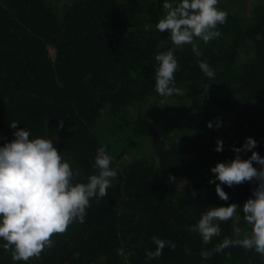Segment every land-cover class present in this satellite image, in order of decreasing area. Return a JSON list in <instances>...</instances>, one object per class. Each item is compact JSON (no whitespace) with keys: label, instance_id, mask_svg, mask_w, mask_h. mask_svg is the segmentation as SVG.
Instances as JSON below:
<instances>
[{"label":"trees","instance_id":"16d2710c","mask_svg":"<svg viewBox=\"0 0 264 264\" xmlns=\"http://www.w3.org/2000/svg\"><path fill=\"white\" fill-rule=\"evenodd\" d=\"M164 2L70 0L57 12L50 0H0V147L15 139L16 129L9 126L15 121L30 138L53 140L80 172L74 183L98 174L93 164L100 147L113 157L117 171L107 196L90 199L84 222L54 235L53 246L38 259L13 261L0 240V264H264L258 253L242 247L208 259L200 255L234 237L236 227L250 232L242 206L254 198L258 182L221 185L229 197L225 201L215 190L220 182L209 180L215 179L211 167L234 159L233 148L242 149L247 137L257 146L242 150L241 159L252 151L264 157V3L242 17L219 0L218 8L228 13L219 26L222 35L208 44L201 41L202 55L196 57L191 45L176 48L168 32L156 29L165 16ZM169 49L180 64L175 87L196 96L206 122L229 120L223 151L215 150L217 140L204 130L194 127L180 144L167 122L147 120L149 111L129 114L131 106L156 92L155 56ZM200 60L214 70V79L199 69ZM102 118L112 130L128 129L136 141L113 156L98 133ZM141 140L153 143L154 153L136 155L119 167L116 158ZM231 203L241 207L237 218L220 223L221 235L210 244L189 231L207 209ZM153 236L172 241L175 250L165 247L161 257L149 260L146 250L156 248Z\"/></svg>","mask_w":264,"mask_h":264},{"label":"clouds","instance_id":"9594fccd","mask_svg":"<svg viewBox=\"0 0 264 264\" xmlns=\"http://www.w3.org/2000/svg\"><path fill=\"white\" fill-rule=\"evenodd\" d=\"M218 4L219 0H178L177 3L165 0V16L156 24V29L168 32L176 48L191 45L193 54L200 57V42L208 44L219 38L222 35L219 26L227 21L228 13L220 10ZM155 61L158 64L155 91L161 97L179 94L180 90L175 87V73L180 64L173 50L157 54ZM198 66L209 79L215 78V72L207 62L200 60ZM9 126L16 131L13 133L15 139L0 147V240L5 242L3 249L11 252L13 261L27 262L38 259L46 248L52 247L54 235L66 233L73 222H84L86 210L91 207L90 199L107 196L117 171L111 167L113 157L100 147L93 164L98 174L90 175L87 183H74L80 172L73 170L54 147L53 140L30 138V132L18 128L15 121ZM207 126L212 128L213 125L207 122ZM216 126H221L219 119ZM58 127H63V121ZM256 146L257 141L247 137L242 149L233 148L234 159L217 162L210 169L215 179H210L209 183L220 182L215 190L222 200L229 197L221 185L232 187L252 181H257L258 185L252 190L254 198H248L242 206L243 219L250 226V232L236 227L234 237H225L211 250H202L203 259L229 247L254 250L264 259V157L256 151H252L248 159L240 156L242 150L249 151ZM215 150L223 151L222 140H217ZM253 162L260 168L254 167ZM169 179L175 181L173 176ZM192 196H196L195 191ZM239 209L241 207L236 203L209 208L189 231L198 233L202 243L208 245L221 235L220 223L237 218ZM152 240L156 248L146 250L149 260L161 257L165 247L176 248L170 240L156 236Z\"/></svg>","mask_w":264,"mask_h":264},{"label":"rangeland","instance_id":"374dc122","mask_svg":"<svg viewBox=\"0 0 264 264\" xmlns=\"http://www.w3.org/2000/svg\"><path fill=\"white\" fill-rule=\"evenodd\" d=\"M55 6L57 12L63 3H68L70 0H50ZM228 9L232 13H238L242 17H249L252 13L253 6L257 3H264V0H227ZM54 49H49V54L54 55ZM244 58V56H243ZM179 94H174L168 97H161L157 92L149 96L144 102L138 103L129 108V114L134 118L136 113H144L149 111L147 120L160 124L161 122H167L172 129V136L176 142L182 144L184 134L192 132L194 127L204 130L208 136L215 138L216 140H222L223 143L226 140V136L230 129L229 120L221 121V126L217 127L216 124H212V128L207 126L205 116L202 113L200 102L187 88L179 89ZM105 115V114H104ZM104 118V117H103ZM99 121L97 125L98 133L104 144L109 148V151L113 156H116L117 152L126 143L136 141V137L132 135L128 129L122 127L109 128L108 124L103 121ZM157 125V124H156ZM160 128V125H157ZM207 126V127H206ZM158 128V129H159ZM189 130V131H188ZM162 130H160L161 132ZM159 132V135H160ZM170 134V135H171ZM190 134V133H189ZM129 136V137H128ZM133 147H128L121 157L116 158V164L119 167H123L134 156H151L153 151V143L141 140ZM120 255L127 260V253L122 250L119 251Z\"/></svg>","mask_w":264,"mask_h":264}]
</instances>
